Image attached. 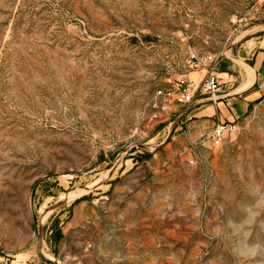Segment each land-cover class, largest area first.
<instances>
[{
	"label": "rangeland",
	"instance_id": "rangeland-1",
	"mask_svg": "<svg viewBox=\"0 0 264 264\" xmlns=\"http://www.w3.org/2000/svg\"><path fill=\"white\" fill-rule=\"evenodd\" d=\"M263 35L264 0H0V264H264V99L214 145L175 89Z\"/></svg>",
	"mask_w": 264,
	"mask_h": 264
},
{
	"label": "crops",
	"instance_id": "crops-1",
	"mask_svg": "<svg viewBox=\"0 0 264 264\" xmlns=\"http://www.w3.org/2000/svg\"><path fill=\"white\" fill-rule=\"evenodd\" d=\"M236 60L241 63L238 73L230 67L217 73L222 83L219 94L196 95L188 111L195 132L205 134L219 122H237L264 99V35L241 43Z\"/></svg>",
	"mask_w": 264,
	"mask_h": 264
},
{
	"label": "built area",
	"instance_id": "built-area-1",
	"mask_svg": "<svg viewBox=\"0 0 264 264\" xmlns=\"http://www.w3.org/2000/svg\"><path fill=\"white\" fill-rule=\"evenodd\" d=\"M218 54H198L194 51L189 53V67L192 70L204 71V76L201 82H196L189 79L187 82L177 84L176 101L184 107L183 112L187 114V120L192 121L193 117L189 115L188 111L194 106L195 98L198 93L208 95L214 98L221 91V81L217 75L216 67L221 62ZM172 83L171 80H169ZM174 91L161 90L158 94L163 96H171ZM236 130L234 122H219L208 134L207 138L214 144L220 145L226 136Z\"/></svg>",
	"mask_w": 264,
	"mask_h": 264
},
{
	"label": "trees",
	"instance_id": "trees-1",
	"mask_svg": "<svg viewBox=\"0 0 264 264\" xmlns=\"http://www.w3.org/2000/svg\"><path fill=\"white\" fill-rule=\"evenodd\" d=\"M57 233H59V232H57ZM59 235V234H58Z\"/></svg>",
	"mask_w": 264,
	"mask_h": 264
},
{
	"label": "bare ground",
	"instance_id": "bare-ground-1",
	"mask_svg": "<svg viewBox=\"0 0 264 264\" xmlns=\"http://www.w3.org/2000/svg\"><path fill=\"white\" fill-rule=\"evenodd\" d=\"M248 68V67H247Z\"/></svg>",
	"mask_w": 264,
	"mask_h": 264
}]
</instances>
